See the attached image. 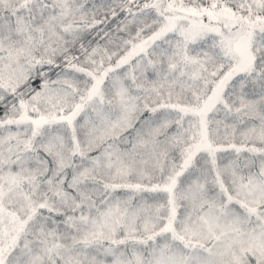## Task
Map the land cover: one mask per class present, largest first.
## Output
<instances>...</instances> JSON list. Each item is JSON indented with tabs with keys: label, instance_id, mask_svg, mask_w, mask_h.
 Returning <instances> with one entry per match:
<instances>
[{
	"label": "snow or ice",
	"instance_id": "1",
	"mask_svg": "<svg viewBox=\"0 0 264 264\" xmlns=\"http://www.w3.org/2000/svg\"><path fill=\"white\" fill-rule=\"evenodd\" d=\"M0 264H264V0H0Z\"/></svg>",
	"mask_w": 264,
	"mask_h": 264
}]
</instances>
